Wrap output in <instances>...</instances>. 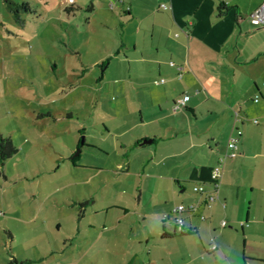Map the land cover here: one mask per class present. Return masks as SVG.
Segmentation results:
<instances>
[{"label":"crops","instance_id":"1","mask_svg":"<svg viewBox=\"0 0 264 264\" xmlns=\"http://www.w3.org/2000/svg\"><path fill=\"white\" fill-rule=\"evenodd\" d=\"M62 1L68 15L82 4L91 7L90 33H101L100 27L121 31L113 57L95 66L103 68L99 81L122 68L113 79L121 83L122 111L130 123L120 136L126 137L122 163L128 175L156 179L154 194L164 206L153 214L163 232H146L159 251L150 264H264V252L248 250L258 244L264 249V238L257 242L252 234L264 225V28L250 18L264 0ZM222 3L229 8L219 15ZM155 10L164 12L159 20ZM148 18L155 23L145 31ZM100 20L96 28L93 22ZM134 24L138 28L129 30ZM185 96L187 107L175 112ZM238 130L243 134L230 157L228 144ZM187 163L188 172L177 171ZM216 167L223 172L219 199L208 204L216 194ZM200 185L204 193L194 192ZM179 205L196 208L182 214L184 233L169 215ZM211 238L215 253L208 251Z\"/></svg>","mask_w":264,"mask_h":264},{"label":"rangeland","instance_id":"2","mask_svg":"<svg viewBox=\"0 0 264 264\" xmlns=\"http://www.w3.org/2000/svg\"><path fill=\"white\" fill-rule=\"evenodd\" d=\"M13 1L36 13L18 23L0 0V137L18 149L0 161V264H150L159 251L146 232H163L153 219L161 197L156 179L128 175L122 163L130 123L113 82L122 68L99 81L95 66L113 57L121 31L107 33L100 20L101 33H90L88 5L68 15L62 0ZM252 234L264 238V225Z\"/></svg>","mask_w":264,"mask_h":264},{"label":"built area","instance_id":"3","mask_svg":"<svg viewBox=\"0 0 264 264\" xmlns=\"http://www.w3.org/2000/svg\"><path fill=\"white\" fill-rule=\"evenodd\" d=\"M72 1L73 0H71V2ZM162 8L167 9V6L162 5ZM250 18H251V21L255 25H258V26H261V27L264 28V2L262 3V5L256 11H254L252 13ZM172 65H174V64H172ZM258 100L259 99L257 98L256 101H258ZM186 107H187V96L180 98L175 103L174 111L175 112L181 111V110H184ZM242 134H243L242 131L238 130L237 131V136L231 137V139L229 141V144H228V147H229V149L232 152L228 156H230V157H235L236 156L235 150L238 148L239 137H241ZM221 177H222L221 168L220 167H216L213 170V173H212V179H213L214 187H215V190H216V194L209 195L207 197V203L208 204H211V203H213V202H215L216 200L219 199V195L217 193H218V190H219V187H220V179H221ZM204 191H205L204 186L200 185V186L194 187V192H196V193H204ZM195 209L196 208L194 206H190L189 208H187L184 205H179V206L174 208L173 213H172L174 215L173 223L176 225L177 229L181 233H184V232L187 231L185 220H184L182 214L186 213L188 211L189 212L190 211H195ZM221 224H222V226H226L227 222L226 221H222ZM217 250H218V245H217V243L215 241V238H211V242H210L208 251L210 253H215Z\"/></svg>","mask_w":264,"mask_h":264},{"label":"trees","instance_id":"4","mask_svg":"<svg viewBox=\"0 0 264 264\" xmlns=\"http://www.w3.org/2000/svg\"><path fill=\"white\" fill-rule=\"evenodd\" d=\"M228 6L225 3H222L218 7L219 15H223L227 12ZM7 9L14 16L15 20L18 23L23 24V19L21 18L22 13H33L34 9L32 6L25 2H15L8 0ZM67 12H70V9H67ZM18 149L15 147L14 142L11 138L0 137V161H4L16 155Z\"/></svg>","mask_w":264,"mask_h":264},{"label":"water","instance_id":"5","mask_svg":"<svg viewBox=\"0 0 264 264\" xmlns=\"http://www.w3.org/2000/svg\"><path fill=\"white\" fill-rule=\"evenodd\" d=\"M144 144H148V143H151V141L150 140H148V141H144L143 142ZM84 144V139H83V141H82V145Z\"/></svg>","mask_w":264,"mask_h":264}]
</instances>
